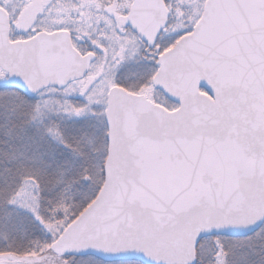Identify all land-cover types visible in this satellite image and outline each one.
Wrapping results in <instances>:
<instances>
[{
	"label": "snow or ice",
	"instance_id": "1",
	"mask_svg": "<svg viewBox=\"0 0 264 264\" xmlns=\"http://www.w3.org/2000/svg\"><path fill=\"white\" fill-rule=\"evenodd\" d=\"M0 264H264V0H0Z\"/></svg>",
	"mask_w": 264,
	"mask_h": 264
}]
</instances>
